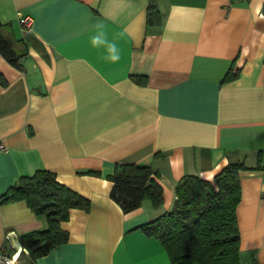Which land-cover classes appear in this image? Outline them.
<instances>
[{
    "label": "crops",
    "instance_id": "0c3cea01",
    "mask_svg": "<svg viewBox=\"0 0 264 264\" xmlns=\"http://www.w3.org/2000/svg\"><path fill=\"white\" fill-rule=\"evenodd\" d=\"M154 1L160 24L148 27V0H0L4 34L27 50L22 69L0 55V196L49 170L90 202L36 259L18 239L44 219L0 203V249L20 250L19 264H169L139 227L169 211L182 176L212 181L228 162L253 168L238 173L239 264H264V0ZM98 25L118 62L93 46ZM229 70L237 77L222 82ZM121 164L158 173L160 207L123 213L106 179Z\"/></svg>",
    "mask_w": 264,
    "mask_h": 264
},
{
    "label": "trees",
    "instance_id": "16d2710c",
    "mask_svg": "<svg viewBox=\"0 0 264 264\" xmlns=\"http://www.w3.org/2000/svg\"><path fill=\"white\" fill-rule=\"evenodd\" d=\"M160 13L154 0H148L146 25L158 26ZM8 25L0 23V55L13 67L22 69L26 46L22 40L6 36ZM226 73L222 82L237 77ZM0 84H5L0 75ZM258 167V166H257ZM256 167V168H257ZM253 169L242 162H228L206 180L184 175L174 187L175 200L168 212L141 225L147 236L159 241L169 264H239V230L235 209L240 198L238 173ZM87 174L98 175L97 171ZM158 173L149 165L121 164L106 179L112 183L109 197L123 211L137 209L142 201L154 208L162 205V188ZM24 201L27 207L45 221V228L28 232L18 241L31 259L46 255L51 248L65 243L68 233L60 226L71 209L89 210L90 202L57 181L49 170H37L20 177L3 195L0 203Z\"/></svg>",
    "mask_w": 264,
    "mask_h": 264
},
{
    "label": "built area",
    "instance_id": "2783aa9c",
    "mask_svg": "<svg viewBox=\"0 0 264 264\" xmlns=\"http://www.w3.org/2000/svg\"><path fill=\"white\" fill-rule=\"evenodd\" d=\"M33 18L29 15H24L19 18L20 25L25 29L29 30L31 28ZM6 151L5 145L0 141V153ZM9 236H6V240ZM20 250H15L12 254L8 255L7 249L3 246L0 249V264H19Z\"/></svg>",
    "mask_w": 264,
    "mask_h": 264
},
{
    "label": "clouds",
    "instance_id": "9594fccd",
    "mask_svg": "<svg viewBox=\"0 0 264 264\" xmlns=\"http://www.w3.org/2000/svg\"><path fill=\"white\" fill-rule=\"evenodd\" d=\"M98 32L92 37V44L95 47L101 45L106 47L107 56L105 59L109 60L112 63H116L121 59L120 50L115 42H110L105 38V33L103 31V26H97Z\"/></svg>",
    "mask_w": 264,
    "mask_h": 264
},
{
    "label": "rangeland",
    "instance_id": "374dc122",
    "mask_svg": "<svg viewBox=\"0 0 264 264\" xmlns=\"http://www.w3.org/2000/svg\"><path fill=\"white\" fill-rule=\"evenodd\" d=\"M22 264H27V263H22Z\"/></svg>",
    "mask_w": 264,
    "mask_h": 264
}]
</instances>
